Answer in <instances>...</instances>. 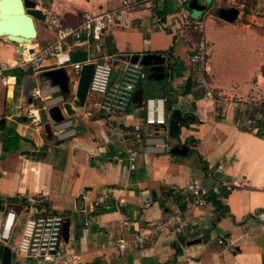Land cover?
<instances>
[{"label": "crops", "instance_id": "obj_1", "mask_svg": "<svg viewBox=\"0 0 264 264\" xmlns=\"http://www.w3.org/2000/svg\"><path fill=\"white\" fill-rule=\"evenodd\" d=\"M33 1L46 17L54 16L68 26L79 24L85 13L99 14L122 5V0ZM215 4L216 0L201 19L209 83L216 96L264 108V28L242 20L244 13L238 8V17L227 22L218 16V10L227 7ZM35 25L36 44L54 42V31L46 21ZM199 38L193 26L184 24L175 0H152L122 10L101 42L92 41L74 52L100 60L108 57L114 66L113 81L136 55L152 56L156 71L151 75L147 71L130 109L113 128L106 123L101 98L91 94L97 102L88 98L83 109L59 124L65 129L63 139L54 136L53 125L49 138L45 126L51 121L36 128L28 120L29 76L18 81L8 72L0 74V216L7 212L17 216L10 240L0 244V264H25L17 248L32 207L64 217L68 234H62V244L78 258L73 264H264V222L258 219L264 213V137L236 128L232 108L217 109L195 88L190 56ZM20 50L19 44L0 37V67ZM53 71L44 69L45 86L59 88L54 97L63 96L64 101H52L41 111L50 119L49 108L74 99L70 72L64 70L69 92L63 94L59 85L44 77ZM55 79L63 80V74ZM151 98L166 101V125L144 128L140 140L121 134L118 127L129 131L143 122L144 105ZM173 111L185 121L172 137ZM10 132L20 140L17 148L4 152ZM130 148L138 154L134 162L127 155ZM195 180L209 189L219 188V195L195 207L188 197L172 191ZM102 194L110 196L111 207L94 209ZM44 196L48 200L41 202ZM172 210L188 222L183 233L164 232L145 248L120 254L116 246L120 238L130 239L134 230ZM122 216L129 219L125 226L120 223Z\"/></svg>", "mask_w": 264, "mask_h": 264}, {"label": "built area", "instance_id": "obj_2", "mask_svg": "<svg viewBox=\"0 0 264 264\" xmlns=\"http://www.w3.org/2000/svg\"><path fill=\"white\" fill-rule=\"evenodd\" d=\"M152 0H122L120 8L105 11L99 14L85 13L82 21L76 26L63 24L58 18L48 16L46 23L54 31L55 40L47 46H41L33 41L31 44H19L21 50L9 63L0 67V74L18 69L28 74L30 79V97L28 104V120L36 128H43L44 122L41 111L47 110L52 101H64L63 96L54 95L59 88L50 89L45 86L42 73L46 67L55 70H67L71 74L72 94L75 90L82 66L94 63V71L89 86V93L101 98L100 108L109 127H114V122L128 112L131 107L133 94L138 86L147 79L148 72L140 62L133 63L131 58L122 68L117 81H113L114 66L108 57L94 59L87 56L84 62H73L72 53L76 48L90 46L92 41L101 42L108 28L118 20L119 13L138 4H148ZM191 0H175L176 7L182 16L186 26H193L199 33L196 49L190 56V62L195 68V88L202 92L203 98L212 102L217 109L224 111L232 108L235 113L234 125L236 128L264 137V108L245 100H231L222 96H216L209 80V60L207 43L203 37V20H193L187 5ZM144 119L141 124L135 125L132 130L118 127L121 134L127 133L134 139H142L144 128L155 130L162 128L167 123L166 101L161 98L146 100L144 105ZM50 116H46V123L50 122ZM53 133L57 139H63L65 129L59 124L53 125ZM127 155L131 162L138 156L133 149H127ZM174 194L188 197L192 206L202 207L212 196L220 193L219 188L209 189L201 181L195 180L183 187H173ZM48 196L40 199L46 202ZM112 200L107 194L96 198L93 208L102 206L111 207ZM150 203V200H146ZM122 208L123 204L118 203ZM22 238L17 248V254L25 264H73L78 262L76 256L68 254L62 244L64 217L58 214L42 213L32 207L29 210ZM16 214L7 212L0 216V244H6L11 237L16 222ZM258 219L264 222V213L258 215ZM125 216L120 218L122 226L128 224ZM188 228V222L181 212L172 210L165 218L147 222L143 227L137 228L130 239L120 238L117 241V249L121 255L127 254L133 249H143L150 242L159 238L164 232L181 234ZM220 243H224L223 240Z\"/></svg>", "mask_w": 264, "mask_h": 264}, {"label": "water", "instance_id": "obj_3", "mask_svg": "<svg viewBox=\"0 0 264 264\" xmlns=\"http://www.w3.org/2000/svg\"><path fill=\"white\" fill-rule=\"evenodd\" d=\"M205 9V6L199 2V0H191L189 3V10L194 14H199ZM239 14V10L236 8H222L218 10V16L227 21L233 22ZM46 15L37 9V4L33 0H0V37H6L10 42L15 44H31L37 39L38 33L35 25V21L45 22ZM73 62L86 61V54L73 52ZM152 56L136 55L131 58V62H140L145 66L150 75L153 74L156 69L154 68L156 63H152L150 59ZM94 71V63H87L82 66L78 84L75 90V97L72 102H65L62 106H54L49 108L51 115V123L46 124L45 128L49 135V138L53 137L51 126L57 125L76 115L77 110L83 109L90 95L89 86ZM63 74V80H56V74ZM44 77L50 78L54 85H59L63 94L69 92V77L64 70H56L44 74ZM25 93L30 94V80L25 82ZM31 102V98L29 100ZM168 112H171V108H167ZM185 120L181 118L178 111H173L169 116V127L171 131H174V135L177 136L180 124ZM68 234V224L64 223L63 235ZM191 244L195 242H190ZM188 243L189 245H191Z\"/></svg>", "mask_w": 264, "mask_h": 264}, {"label": "rangeland", "instance_id": "obj_4", "mask_svg": "<svg viewBox=\"0 0 264 264\" xmlns=\"http://www.w3.org/2000/svg\"><path fill=\"white\" fill-rule=\"evenodd\" d=\"M199 2L205 6V9L199 14L190 12L191 18L196 21L201 20L205 13L212 9L214 0H199ZM189 3L187 5L188 10ZM215 5L216 7L238 8L244 13L242 20L250 21L257 26L264 28V0H216ZM88 98L93 103L97 102V99H95L91 94ZM42 116L43 122L45 124L46 117L44 114H42Z\"/></svg>", "mask_w": 264, "mask_h": 264}, {"label": "trees", "instance_id": "obj_5", "mask_svg": "<svg viewBox=\"0 0 264 264\" xmlns=\"http://www.w3.org/2000/svg\"><path fill=\"white\" fill-rule=\"evenodd\" d=\"M261 72H262V75L264 76V66L262 67ZM8 74L14 75L18 81H21V79L24 75H28V74H26L23 71L18 70V69L10 70V71H8ZM19 140H20V137L16 133H14V132L8 133L6 136V139L4 140V143H3L4 152H9V151L17 148ZM213 197H215V196H212L210 199H212ZM218 206H219V204H218Z\"/></svg>", "mask_w": 264, "mask_h": 264}]
</instances>
